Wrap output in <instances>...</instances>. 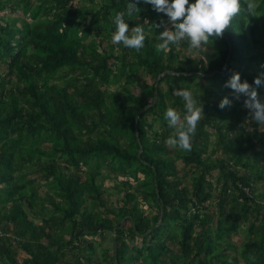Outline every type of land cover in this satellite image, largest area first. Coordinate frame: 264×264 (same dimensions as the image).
Returning <instances> with one entry per match:
<instances>
[{
	"label": "trees",
	"instance_id": "trees-1",
	"mask_svg": "<svg viewBox=\"0 0 264 264\" xmlns=\"http://www.w3.org/2000/svg\"><path fill=\"white\" fill-rule=\"evenodd\" d=\"M128 2L110 0L108 7L102 10L108 28L116 27L114 17L118 11L126 10ZM251 2L256 6L254 14L248 9L249 0H241V12L233 18L232 24L221 36L211 37L217 46L203 49V59L190 57L178 61V55L172 49L166 53L158 51L146 36L145 47L136 51L135 58L130 60L126 54L121 56L123 64L116 66L117 72L109 63L111 58H120L114 55L112 47L109 51H101L97 46H89L80 39L79 26L86 20L87 15L82 9L76 8L72 0H38L35 5L32 0H25L23 8L25 14L29 13L30 20L25 18L22 20L23 24L19 25L17 19L10 22V19H0V64L7 63L8 74L17 72L19 79L25 82L24 94L31 104V107H21L15 91L0 96V203L3 204L2 209L6 215L4 216L0 209V224L4 219L10 223L0 227V240L13 233L20 240L33 264H57L59 254L53 252V247L59 241L52 237L50 230L31 226V219L22 205L25 197L22 189L25 185H21L16 177L15 162L26 159V162L32 163L33 155L37 153L35 163L42 164V156L51 157L52 153H61V156L66 157L68 166L80 171L92 156H110L118 161L116 169L119 171L131 170L135 178H138L139 172L146 173L142 181L143 187L148 190L146 195L158 200L161 209L158 215L151 216L142 214L134 203H125L122 206L120 216L129 224L133 235L143 236V245L140 247L130 244L129 238L118 233L115 239V264H135L138 260L142 261V264H194L202 254L204 259L199 264H210L213 259L227 264L229 248L224 246L223 240L230 238L239 229L240 210H245V216L250 220L251 232L254 234L242 251L245 263L264 264V206L256 203L253 209L255 214L251 215L249 204L255 201V196L246 190L253 188V174L264 180V131L255 130L249 135L243 125L245 121L242 111L234 105L220 108L219 102L223 97L217 95V90H232L225 82L233 72L239 71L241 79H247L254 87H258L260 97L264 98V84H254V78L264 73V57L256 47L261 21L264 20V0ZM6 7L7 5L0 4V8ZM99 17L100 12L96 19ZM128 17L126 16V21ZM157 23L160 21L157 20ZM87 31L90 32L91 29ZM254 64L258 68L257 72L252 73ZM142 67L159 70L164 74L162 80L167 78L176 83H188L187 87L199 77L197 85L203 89V93L197 98L201 97L206 112L213 108L218 114L219 123L215 126L220 132L219 147L235 159H226L223 166L226 167L227 177L231 178L232 184L239 189L236 203L226 212V217L219 222L213 233L209 227L204 226L197 240L194 235V221L188 211L190 205L197 209H207L211 191L206 190L204 185H199L198 189L191 193L182 185L176 163L167 157L171 150L164 148L162 142L171 135L170 131H165L161 139L149 140L144 116L137 118L136 112L118 93L112 94L113 105L109 106L105 93L97 88L98 82L118 80L127 71L136 74ZM81 75H85L87 79L84 86L77 88L75 93L66 84L60 85L50 81L53 77L68 80ZM211 81H214L211 86H215V89L207 87ZM1 84L4 86V83L0 82ZM158 92H161L159 88ZM5 95H9L7 99ZM213 95L217 99H214ZM242 96L244 95L241 94ZM6 104L10 105L11 112L2 118ZM85 106H91L93 112L85 114ZM154 108L155 106L151 107L152 110ZM25 111L28 114L26 120L23 117ZM245 113L252 119L249 109ZM209 117L215 118L212 115ZM38 119L41 122H38ZM207 124L210 125L211 122L203 119L201 133ZM9 127L14 134L10 135ZM132 131L133 134L137 133V138ZM127 135L131 145H126L121 140L122 136ZM45 143L50 146L52 144V149H42L41 145ZM255 143L261 144V148ZM192 144L189 153L186 150V162L197 161L204 166L205 173L212 170L203 157L202 150ZM138 147H142V153H139ZM249 147L254 151V159L257 161L255 171L249 169L255 167L250 160L245 161ZM165 153L166 156L163 155ZM230 161L233 164H230ZM46 162L43 161V164ZM56 162L54 158L52 162L46 163L45 167L42 165L43 177L48 180L52 178L61 186L60 194L65 204L54 202V210L64 211L66 217H73L79 212V199L85 192V183L80 173L74 171L66 175L65 171H60ZM235 162L247 166L244 175L238 172ZM259 164H262L263 168H260ZM106 170L111 169L106 167ZM205 173L201 176L203 181L206 180ZM98 174L95 171L90 172L93 181ZM22 177L27 182L32 181L27 176ZM208 184L212 186L211 182ZM228 185L227 182L224 196L221 198L223 208L227 206ZM19 194L22 195L18 198ZM134 194L128 192L131 202ZM261 195L264 196V193ZM194 214L196 219L207 224V211H204L203 220L199 210ZM98 225L112 228L113 221L105 218L102 224L91 228L96 230ZM177 239L185 255H188L180 262L176 260L171 247V242ZM191 241H195L196 252L191 251ZM10 248L9 243L2 242L0 256L2 250H6L10 260L16 263ZM97 261L90 258L88 264H103ZM76 264L86 263L77 260Z\"/></svg>",
	"mask_w": 264,
	"mask_h": 264
},
{
	"label": "rangeland",
	"instance_id": "rangeland-1",
	"mask_svg": "<svg viewBox=\"0 0 264 264\" xmlns=\"http://www.w3.org/2000/svg\"><path fill=\"white\" fill-rule=\"evenodd\" d=\"M72 1L76 8L82 9L87 15L86 20L79 26L80 39L85 44H88L89 46H97L101 51H109L112 47L114 55L120 57L111 58L109 61L110 66L116 72L118 70L116 66H122L123 64V59L121 57L123 54H126L130 60L135 58V49L127 48L122 43L116 44L111 40V36L116 30V27L114 29L108 28L106 26L107 21L104 15H102V10H105L108 7L110 0ZM24 2L25 0H0L1 5H7L6 8H0V19L2 20V18H4L6 21L10 19L9 22L17 19V24L19 25L23 24L22 20L25 18L30 20L31 17L29 16V13L25 14L24 12ZM32 3L35 5L38 3V0H32ZM136 3L141 8L140 13H136L133 17L129 16L126 22L129 23L130 28L134 27L136 24H143L146 36L149 38L150 43L156 45L159 32L163 31L165 27L173 28V25L166 14L155 11L152 6L146 4L144 0H136ZM14 8H16V10H14ZM99 12L100 17L96 19ZM162 18L165 23H159L160 27H156V21L159 20L161 22ZM89 28L91 29L90 32L87 31ZM258 38L259 40L256 45L257 51H259L264 57V20L261 21ZM216 46V43L214 44V40L211 38L209 44L204 45L201 49H191L187 41H182L179 46H172L171 49L176 55H178V61H184L190 57L203 59V49ZM257 68L258 66L254 64L251 72H257ZM8 71V64L1 63L0 82L4 83V86H2V84L0 85V96L8 94L7 92L10 93L11 91H15L14 93L19 96L21 107H31V104L27 101V95L24 94L25 82L22 79H19L17 72L12 74L9 72L8 74ZM163 76L164 74L160 73L159 70L142 67L136 74H131L127 71L124 75H121L118 80L111 79L108 83L98 82L97 88L105 93V98L109 106L113 105L112 94L118 93L123 101L136 112L137 118H140L141 115L144 116L145 126L149 133V140H154L155 138L161 139L164 137L165 131H170L171 135H175L176 131L175 127L170 126L165 119L164 113L167 107L172 106L182 114L186 111L184 107V98L176 94V89L189 88L192 90L193 95L196 98L203 93V89H200L197 85L199 77H196L195 83H189L191 85L187 87L188 83H176L174 80L167 78L162 80ZM86 79L85 75H81L80 77H76V79L71 77L68 80L53 77L50 81L57 82L60 85L66 84L70 90L75 93L77 88L84 86ZM213 82L214 81L209 82L207 87L215 89V86H211V83ZM158 88L161 92H158ZM217 92V95H220V97L226 95L230 96L233 100L231 105H234V107L242 111L245 121L243 125H245L249 135H252L255 130L264 131V127L258 126L255 120L246 116L245 111L249 108L244 105L245 96L236 99L231 95L232 90L227 89L223 92L217 90ZM8 96L9 95H5L6 99ZM213 98L217 99L214 95ZM261 99L264 100V98ZM3 100L5 101L4 98ZM152 106H155L154 110L151 109ZM10 112V105L6 104L2 118L9 115ZM83 112L88 114L93 112V109L91 106H85ZM207 112L204 110V113L201 114V119L192 143L197 145V149L202 150V155L207 163L211 165L212 170L205 173L204 166L197 161L186 162V158L184 157L187 154L186 150H183L178 146L169 145L166 142L167 138L162 141L164 148L171 150V153L167 154V157L176 163L179 169L178 174L182 185L187 187L191 193H194L199 185H204L206 190L211 191V196L208 202L209 207L207 209H197L194 205H190L189 208L188 215L191 216L194 221L195 240L199 239L200 232L204 226L209 227L210 231L213 233L218 227L219 222L226 217V212L235 205V199L239 195V189L232 184V179L227 177L225 171L226 167L223 166L225 165L223 162H225L226 159L234 161L235 159L230 153H226L221 147H219L220 132L215 126V124L219 123L218 114L213 108H209ZM211 115L215 118H210L209 116ZM27 116L28 114L25 111L23 113L25 120ZM203 119L211 122L213 125L207 124L204 132L201 133ZM38 122H41V120L38 119ZM42 123H44V121ZM12 126L16 125L12 124ZM9 131L10 135L14 134L11 127H9ZM240 131L241 129L238 130V133ZM131 133L133 134V131ZM133 135L137 138V133H134ZM128 137L129 135L122 136L121 140L125 142L126 145H131L132 143L128 141ZM255 145L261 148V144L255 143ZM41 146L43 147L42 149L46 151L52 149V144L50 146L45 143ZM137 149L139 153L143 152L142 147H138ZM163 155L166 156V153ZM37 157L38 154L35 153L33 155L34 162L32 163L26 162V159L17 160L15 162L17 167L15 174L19 179V183L25 185L22 189V193L25 195L22 200V205L31 219V226L38 229L45 228L50 230L52 237L59 241L53 247V252L59 254V261L57 264H76L77 260H81L88 264L90 258H95L98 260L97 262L103 264H115V239L118 233L129 238L130 244L140 247L143 245V236L140 234L133 235L129 230V224L124 222L125 219L120 216V213L122 212V206L125 203L136 204L140 212L145 215L154 216L160 213L161 209L159 201L150 195H146L148 190L143 187L142 181L145 179L146 173L139 172L138 178H135L131 170H129V172H125L124 170L119 171L116 169L118 161L110 156L102 158L92 156L89 159V162L85 164L80 171L73 166H68L66 157L61 156V153H52L51 157L45 155L42 156V160L47 161L46 163L52 162L55 158L60 171H65L66 175H70L74 171L80 173L82 181L85 183V192L79 199V212L73 217H66L64 211L54 210L53 206L54 202L63 205L65 204L63 197L60 194L61 186L54 182L52 178L48 180L43 177L44 172L42 165L45 167L46 163L43 164L42 161V164H36L35 161H37ZM247 159L250 160L252 166H255L252 168L250 167L249 169H254L251 171L257 170V161L254 159V151H252V148L250 147L246 154L245 161H247ZM236 165L238 172L241 175H244L247 172V166H244L243 163ZM261 166L262 164H259V167L263 168ZM106 167H109L111 170L107 171ZM92 171L99 173L94 181L90 176V172ZM204 173L206 174L205 181L201 179V176ZM22 176H27V178L32 179L33 182H27ZM208 182L212 183L211 187ZM227 182L229 184L226 192L228 201L227 206L223 208L221 206V198L224 196V188ZM251 183L253 188L251 190H246L255 196V201L249 204L250 213L251 215H254L255 211H253V209L255 208L256 203H260L264 206V196L261 195V193H264V180L259 179L253 174ZM229 189H231V191H229ZM129 191L135 193L133 202H131L130 196L128 195ZM20 195L22 194H19L17 197L19 198ZM2 207L3 204L0 203V209L3 211V215L6 216ZM198 210L202 220L205 219L204 211L209 213L206 225L200 219H196L194 213ZM105 218H109L113 221L112 228H105V226L99 225L96 230H94L95 228H91L97 224H102ZM238 218L239 229L236 233H233L230 238L223 240V243L224 246L229 248L227 252V261L229 263L246 264L242 251L246 242L248 243L254 234L251 232V222L250 220H247L245 210H240L238 212ZM99 221L100 223H97ZM3 225H10V223L7 219H4L2 224H0V227L3 228ZM2 238L3 240H0V244L2 242L10 244L11 255L16 259V263H13L10 260V257L7 256L6 250H2L3 253H1L0 256V264H33L29 255H27L19 242L20 240H18L13 233H10L9 237L4 236ZM194 243L195 241H191L192 246L190 248L192 252H196ZM171 247L174 250V256L178 262L188 257V255H185V251L182 249L178 239L175 242H171ZM203 259L204 255L202 254L197 258L194 264H199ZM135 264H142V261L138 260ZM210 264L223 263L213 259L210 260Z\"/></svg>",
	"mask_w": 264,
	"mask_h": 264
},
{
	"label": "clouds",
	"instance_id": "clouds-1",
	"mask_svg": "<svg viewBox=\"0 0 264 264\" xmlns=\"http://www.w3.org/2000/svg\"><path fill=\"white\" fill-rule=\"evenodd\" d=\"M152 8L167 15L173 28L165 27L158 34L156 49L168 52L172 46H179L182 41H187L191 49H201L210 38L221 36L225 29L232 24L233 18L241 12V0H144ZM255 4L249 0L248 9L255 10ZM141 8L136 0H129L126 11H118L114 17L116 30L111 40L116 44H123L127 48L141 51L145 47L146 32L143 24L129 27L126 16L140 13ZM165 23L163 18L160 24ZM160 24H155L160 27ZM232 91V96L240 99L245 96L244 105L251 110L252 119L258 126L264 127V100L261 99L258 87H254L247 79H241L239 71L233 72L225 82ZM254 84H264V73L254 78ZM176 94L183 97L186 111L183 114L176 108L169 106L164 116L170 126H174L175 135L167 137L169 145L178 146L190 151L193 147L192 140L197 131L201 114L204 113L203 104L193 95L189 88L176 89ZM233 103L230 96H224L219 107L225 108Z\"/></svg>",
	"mask_w": 264,
	"mask_h": 264
},
{
	"label": "built area",
	"instance_id": "built-area-1",
	"mask_svg": "<svg viewBox=\"0 0 264 264\" xmlns=\"http://www.w3.org/2000/svg\"><path fill=\"white\" fill-rule=\"evenodd\" d=\"M229 163H230V164H233V162H232V161H230ZM229 191H231V189H229ZM188 212H189V211H188Z\"/></svg>",
	"mask_w": 264,
	"mask_h": 264
}]
</instances>
